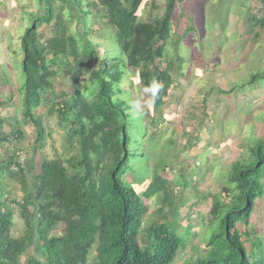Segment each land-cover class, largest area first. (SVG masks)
<instances>
[{"label":"trees","instance_id":"trees-1","mask_svg":"<svg viewBox=\"0 0 264 264\" xmlns=\"http://www.w3.org/2000/svg\"><path fill=\"white\" fill-rule=\"evenodd\" d=\"M36 1L37 12L30 14L32 20L20 41L24 79L18 106L22 117L10 133L3 129L6 118H0V264H21L23 257L22 264H87L95 248L94 264H174L186 244L166 225L146 224L145 197L125 184L124 177L132 159L143 155L147 119L162 108L174 86L172 73L183 71L179 51L192 29L186 25L177 36L185 15L181 12L176 19L175 15L184 5L191 8L192 0H165L163 14L154 22L140 17L148 0ZM191 11L187 21L196 16L195 9ZM252 22L258 23L257 16ZM73 23L77 33L72 34ZM95 24L104 28L103 37H97ZM260 24L264 26V20ZM44 28L51 31L50 37L40 35ZM161 65L166 67L161 69ZM129 70L136 72L140 89L150 88L153 81L160 85L145 115L135 109L137 99L126 89ZM61 76L69 78L72 94L57 103L53 80ZM246 88L264 89V73L251 76L243 87L233 86L232 91L213 90L225 96ZM45 106L49 116L58 114L66 124L76 157L65 163L42 160L35 172L34 166L26 169L19 163L18 149L11 155L4 145L12 142L10 137L23 138L20 127L29 126L36 134L37 152L42 151L46 130L36 111ZM4 107L7 104L0 102V108ZM198 116L200 128H209L207 111ZM153 137L156 133L149 142ZM206 152L212 154V149ZM263 180L264 138L250 147L248 158L233 164L228 187L222 189L231 198L212 197L208 221H220V229L193 264H264V244L260 239L250 244L247 230L255 202L264 196ZM12 183L22 189V202L5 198ZM165 191L168 200L170 193ZM224 206L229 209L219 218ZM17 208L24 221L20 238L12 235ZM178 208L182 207L175 203L171 209ZM238 224L244 226L243 233L237 230ZM61 225L64 228L59 231ZM216 240L221 245L217 252L213 250ZM183 264L192 263L186 259Z\"/></svg>","mask_w":264,"mask_h":264},{"label":"rangeland","instance_id":"rangeland-1","mask_svg":"<svg viewBox=\"0 0 264 264\" xmlns=\"http://www.w3.org/2000/svg\"><path fill=\"white\" fill-rule=\"evenodd\" d=\"M84 1L90 3L94 0ZM164 3L165 0H148L140 14L141 19L154 22L157 15L163 14ZM191 4V8L184 5L185 9H178L175 15V19L181 12L185 15V20L176 29L177 36L183 34L186 25H191L192 29L190 42L185 39L182 52L179 51L183 71L172 73L174 86L164 99L162 108L147 119L149 132L145 136L143 155L132 159L124 177L125 184L134 186L145 197L146 224H164L186 244L174 264H183L186 259L193 264L206 253L205 245L220 229V221L216 223L212 218L208 221L212 197L218 200L217 195H221L222 201L225 196L231 198L232 195L228 196L222 189L228 187L233 164L248 158L250 147L264 138V89H237L234 90L237 92L225 96L213 90L229 92L233 86L243 87L251 76L264 73V26L260 24L264 20V0H192ZM37 7L36 0H0V102L8 106L0 108V118L7 120L3 127L6 133H10L12 126L22 117L18 106L24 79L20 41L32 20L30 14H36ZM193 8L202 18L196 13L193 20L191 17L187 21L188 14H193ZM256 16L258 23L253 24ZM101 29L104 28L100 24L93 26L98 38L103 37ZM76 31V23H73L72 34ZM40 33L41 36H51L47 28ZM169 51L174 54L173 49ZM170 58L173 61L175 57ZM165 67L161 65V69ZM135 73L129 70L131 79L126 89L141 105L138 112L145 115L150 111L148 106L152 102V93L137 86ZM53 83L57 103L71 97L72 86L68 77H57ZM204 109L210 115L205 119V123L209 121V128L198 125V115ZM36 114L42 117L46 130L43 150H36L34 129L19 126L23 138H9L12 142L4 145L8 154L12 155L18 149L19 163L26 169L34 166L35 172L39 171L42 160H62L65 163L76 157L64 130L66 124L58 114L49 116L46 106L38 109ZM155 133L153 142H149L150 135ZM209 149H212V154L206 152ZM169 152H172L170 156ZM11 155L5 158L9 160ZM65 166L69 168L68 164ZM164 191L170 193L168 200L164 198ZM22 192L19 184L12 183L5 198L22 202L25 196ZM175 203L182 207L181 211L179 208L175 212L171 209ZM223 209L225 211L219 213V218L225 216L229 207L224 206ZM15 211L12 235L20 238L24 233V221L18 208ZM63 228L61 225L58 229L61 231ZM236 228L240 233L245 231L241 224ZM247 230L251 232L250 244L257 243L256 239L264 244V196L255 202ZM218 243L217 240L213 242L215 252L221 248ZM250 244L247 242L245 245L249 252ZM96 256L95 248L87 264H94ZM23 262L24 257L21 264Z\"/></svg>","mask_w":264,"mask_h":264},{"label":"clouds","instance_id":"clouds-1","mask_svg":"<svg viewBox=\"0 0 264 264\" xmlns=\"http://www.w3.org/2000/svg\"><path fill=\"white\" fill-rule=\"evenodd\" d=\"M160 85L153 81L152 86L148 89H145L146 92H151L153 96H155L156 92L159 90ZM134 107L137 111L140 110L141 105L139 103L134 104Z\"/></svg>","mask_w":264,"mask_h":264}]
</instances>
